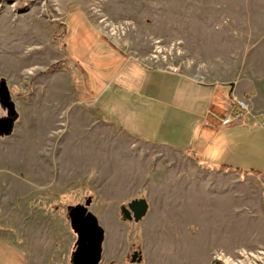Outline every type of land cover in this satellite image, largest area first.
<instances>
[{
	"label": "rangeland",
	"instance_id": "1",
	"mask_svg": "<svg viewBox=\"0 0 264 264\" xmlns=\"http://www.w3.org/2000/svg\"><path fill=\"white\" fill-rule=\"evenodd\" d=\"M63 7L146 63L203 81L233 87L264 64V0H0V81L16 106L0 100L14 120L0 135V264H73L77 206L104 231L100 264H264V174L202 169L101 116L63 58ZM232 108L219 125L245 119L223 124ZM137 198L149 203L139 222L123 214Z\"/></svg>",
	"mask_w": 264,
	"mask_h": 264
},
{
	"label": "crops",
	"instance_id": "2",
	"mask_svg": "<svg viewBox=\"0 0 264 264\" xmlns=\"http://www.w3.org/2000/svg\"><path fill=\"white\" fill-rule=\"evenodd\" d=\"M62 12L63 58L83 78L101 116L139 139L189 153L202 169L227 166L264 174L259 118L223 127L218 112L231 107L236 93L264 114V64L254 65L257 70L233 87L203 81L146 63L136 49L108 40L81 9Z\"/></svg>",
	"mask_w": 264,
	"mask_h": 264
},
{
	"label": "water",
	"instance_id": "3",
	"mask_svg": "<svg viewBox=\"0 0 264 264\" xmlns=\"http://www.w3.org/2000/svg\"><path fill=\"white\" fill-rule=\"evenodd\" d=\"M0 100L8 107L11 113L16 109L15 103L11 101L10 90L5 81H0ZM12 117L0 118V135L8 134L13 129ZM149 203L145 198L132 200L128 207L123 208V214L127 219L141 221L148 213ZM69 216L74 229L79 234L78 246L73 255V264H100L101 240L103 229L99 225L96 216L89 212L86 207L77 206L71 209ZM135 252L132 262L141 261L142 257Z\"/></svg>",
	"mask_w": 264,
	"mask_h": 264
},
{
	"label": "built area",
	"instance_id": "4",
	"mask_svg": "<svg viewBox=\"0 0 264 264\" xmlns=\"http://www.w3.org/2000/svg\"><path fill=\"white\" fill-rule=\"evenodd\" d=\"M115 29L117 30L118 28H115ZM115 38H118V37L116 36ZM153 56L155 58L160 57V55L158 56V55H155V54ZM167 69H169L170 71L175 72V73L180 71L179 68H177L176 66L175 67L170 66V68H167ZM231 107H233L231 109L232 113L222 120L223 124H225V125L232 123L233 120H235V119H243L246 116L252 115V108L250 106L249 100L246 99V98H239V99L233 98ZM215 257H216L217 260H219V261L221 260V261L224 262V257L225 256H224L223 253H216Z\"/></svg>",
	"mask_w": 264,
	"mask_h": 264
},
{
	"label": "trees",
	"instance_id": "5",
	"mask_svg": "<svg viewBox=\"0 0 264 264\" xmlns=\"http://www.w3.org/2000/svg\"><path fill=\"white\" fill-rule=\"evenodd\" d=\"M61 67H62V61H58V62L54 63V64L50 67V70L53 71V70H56V69H61ZM256 173L261 174V172H256Z\"/></svg>",
	"mask_w": 264,
	"mask_h": 264
},
{
	"label": "bare ground",
	"instance_id": "6",
	"mask_svg": "<svg viewBox=\"0 0 264 264\" xmlns=\"http://www.w3.org/2000/svg\"><path fill=\"white\" fill-rule=\"evenodd\" d=\"M245 257V256H244ZM231 261V260H230ZM226 262V261H225ZM228 262V261H227ZM234 263V262H233ZM233 263H231V264H233ZM241 263V262H240Z\"/></svg>",
	"mask_w": 264,
	"mask_h": 264
},
{
	"label": "flooded vegetation",
	"instance_id": "7",
	"mask_svg": "<svg viewBox=\"0 0 264 264\" xmlns=\"http://www.w3.org/2000/svg\"><path fill=\"white\" fill-rule=\"evenodd\" d=\"M131 263H132V260H131Z\"/></svg>",
	"mask_w": 264,
	"mask_h": 264
}]
</instances>
